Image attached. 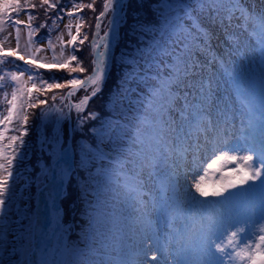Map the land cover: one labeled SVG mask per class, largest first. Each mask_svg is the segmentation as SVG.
I'll return each instance as SVG.
<instances>
[{
	"label": "snow or ice",
	"instance_id": "6c2138e0",
	"mask_svg": "<svg viewBox=\"0 0 264 264\" xmlns=\"http://www.w3.org/2000/svg\"><path fill=\"white\" fill-rule=\"evenodd\" d=\"M61 2L0 0V32H4L10 24L16 41L15 48L7 51H4L3 41H0V65L8 62L7 57L24 62V65L14 64L13 69L4 70L0 75V104L7 105L6 114L0 111V248L5 252H20L27 258L35 253L37 235L43 234L38 228L37 213L27 205L23 209L17 208V218L9 222L15 168L19 157L23 155L25 137L29 134V110L39 108L41 120L54 114L57 122L68 119L74 110L77 127L84 129L98 118L99 113L89 110L88 106L102 92L110 63L119 59L120 63L128 66L118 86L117 94L121 102L129 94L143 90L144 85L152 87V91L143 105V111H138L134 117L133 125H109L107 132L103 127L99 132L100 143L104 144V137L107 136V144L117 153L112 160L114 170L105 172L107 183L116 184L123 190L124 202L129 211L121 214V229L111 234L98 232V238H92L90 252L94 259H87L85 264H264V225L258 229L255 227L258 222L264 221V112L261 113L258 143L257 125L251 113L250 101L243 93L240 94L241 103L249 110L241 121V136L229 132L227 119L213 120L210 112L211 78L204 75L205 64L195 59L197 51H211L216 17L221 18V23L228 21L230 24L235 14L239 13V19L250 22L253 19L251 10L241 9L238 0H211L210 4L200 0L196 9L167 3L162 5L165 11L160 13V20L149 25L138 15V7H133L135 0H103L98 12L95 2L87 5L73 2L71 8L61 6ZM85 7L96 12L94 25H85L82 15ZM38 8L43 9L45 19L38 27H34L32 22L37 17L32 13ZM197 9L199 13L206 11L207 18L197 14ZM22 10L27 14L26 21L13 18ZM129 10L133 13L131 17L128 15ZM52 12L55 15H51ZM65 17L69 18V23L64 27L70 39L64 41L61 33L57 37L61 47L59 57L53 55L52 64L39 63L46 57L37 55L44 50L42 47L36 46L33 50V37L47 29L43 39L46 46L54 51L52 33L57 31ZM72 17L77 19L76 35L71 31ZM129 18L133 23L131 33L148 35L150 31L151 42H141L133 55L122 52L117 58L113 41L119 42L118 29L121 22L127 24ZM105 19L107 24L102 26L101 22ZM21 25L27 29V40L23 46ZM82 26L93 29V39L89 45L92 56L90 72L83 67V62L76 54L82 51L76 45H83L88 40L87 34L81 31ZM259 27L264 40V15L260 17ZM81 36L83 38H79ZM4 40H8V36ZM66 48L67 56L64 51ZM73 62L75 67H70ZM215 62V57L206 61L209 64ZM41 68L49 71L67 69L71 78L61 82L52 77V82H49L39 72ZM26 72L29 75L24 79ZM73 73H81L83 77ZM6 79L9 83H5ZM29 83L31 88L27 87ZM9 86L10 99L8 93L4 92V88ZM66 88L68 90L63 95L53 94L52 103L49 104V90ZM80 90L85 94L73 100L72 97ZM39 94H44L46 98L40 99ZM88 130L96 131L94 128ZM9 132L18 134L7 135ZM113 136L116 140H113ZM81 152L82 165L96 159L103 165L106 159V154L92 145L87 148L82 145ZM62 161L66 163L63 155L57 160V169L51 170L52 182L45 185L55 217L60 213L55 200L62 196L65 177L69 175V169L61 166ZM189 165L194 170L191 176L187 171ZM201 166L203 174L195 171ZM209 170L219 178L208 181L206 174ZM88 179L94 180L95 177L90 176ZM182 179L188 188H183ZM90 186L86 180L82 191L88 194ZM193 189L190 200L183 202L190 204V211L196 203H221L223 207L238 198L239 204L211 217H201L198 222L197 255L195 259L185 257L182 260L180 255L185 253L189 239L187 226L184 230L172 228L173 234L165 236L162 242L152 217L162 202L169 211L171 227L183 216L178 194ZM104 190H108L107 186ZM256 191L260 193L258 206L251 198ZM13 225L15 230H12ZM173 247L176 255L171 251ZM0 264L6 262L0 261ZM25 264H28L27 260ZM40 264L50 262L41 258Z\"/></svg>",
	"mask_w": 264,
	"mask_h": 264
},
{
	"label": "rangeland",
	"instance_id": "374dc122",
	"mask_svg": "<svg viewBox=\"0 0 264 264\" xmlns=\"http://www.w3.org/2000/svg\"><path fill=\"white\" fill-rule=\"evenodd\" d=\"M191 1V0H188ZM262 1V0H260ZM259 1V4L262 2ZM103 2V0H102ZM195 3H185V2H177L176 0H171L168 3H171L173 5H184L185 8L189 9H196L197 4L200 2V0H194ZM206 3H211V0H205ZM239 6L241 9H247L249 6L244 5L243 0H238ZM102 4V3H101ZM167 4L164 0L160 3L156 4V11H157V19L160 20V13L162 11H165V9L162 7V5ZM187 4V5H186ZM250 10L251 6H250ZM197 14L201 15L202 18H207V12L199 13V9H197ZM240 14L236 13L235 17L232 19L231 23L229 24L228 21H224L221 23V18L216 17L215 18V26L216 30L214 31V35L212 36L211 40V51L205 50V51H197L195 54V59L199 60L203 64H207L208 66L206 68H209L213 71V73L209 76L211 80L215 77L213 74L214 72H218V80L220 82V87L216 89H212L211 93V107L210 112L213 116V119L216 120L217 118L224 120L227 119L229 122V132L232 133L234 136H241V133L239 129L241 128V121L244 118L246 114L248 113V107H245L242 105V103L233 95V91L235 86L238 87V92L243 93L244 96L248 98V101H250V108L251 113L253 116H255L258 113L264 112V105H262V97H264L261 92L252 87L253 75H255L257 78H259V83H264V76L262 73V67L261 64L264 62V40H262V36L260 33V20L256 19L253 15L252 21H244L242 19H239ZM18 18L20 20L26 21V17L24 13H20L18 16L14 17ZM69 23V18L65 17V19L59 23L57 31H54L52 33V44L55 46L54 51L52 49H49L46 46L45 40H38L33 43V50L36 46L42 47L44 50L38 53L37 55L46 57V59L42 60L44 62L51 60V57L53 55H56L59 57L61 52V47L59 40L57 37L62 33L63 34V40L67 41L70 39L67 31L65 30L64 25ZM72 23V34L74 31L75 23H77V19L75 17L71 18ZM122 24V23H121ZM246 26L247 29H243L240 32V26ZM21 44L24 45V43L27 40V31L26 28L21 25ZM9 33H12L11 36H9ZM227 33H236V37L234 39H228L231 43L236 46H244L246 42L251 45L253 50H250V55L246 54V60H240L239 64L243 65L244 67L241 69L243 73L246 74L249 80H240L237 78H234L233 74L231 75V69L235 67V64L237 63V60L233 63L231 61H228V56H225V51L222 49L220 45L221 42L227 41L226 34ZM14 32L11 25H7L6 30L4 32H0V41H3L2 47L4 51H7L10 48H13L16 45V41L14 38ZM102 35V34H101ZM8 36V40H4V37ZM251 43H250V42ZM65 56L68 55L67 48L64 50ZM247 51V50H245ZM212 57H215L216 62L213 64L206 63V61L210 60ZM257 61H259V65L257 64ZM22 64H24L23 61H20ZM222 63V68L220 67L219 63ZM241 62V63H240ZM13 69V66L10 67L8 65H1V72L0 75L3 74L4 70H11ZM24 79H27V76L24 77ZM5 83H9L7 79L5 80ZM151 84V82H149ZM29 87V84L27 85ZM135 87V85H133ZM143 90H137L135 94H129L126 98L125 104H129L130 107H128L126 111L125 117L127 118V125L131 126L135 123L134 121V112L143 111V105L147 103L149 99V93L152 91V87L148 85L142 86ZM4 92L8 93V98H11V87H5ZM0 96H2V93H0ZM6 103L0 104V111H3L6 114ZM253 108H257L255 113H253ZM133 111V112H132ZM137 114V113H136ZM233 115L235 120L228 119L229 116ZM258 121L261 122V115L258 117ZM121 122V121H120ZM122 123V122H121ZM119 122H110L107 123V125H125L121 124ZM107 126V127H108ZM260 126V125H259ZM106 132L109 130L104 129ZM119 131V129H117ZM257 131H259V127H257ZM229 139H232V136L228 137ZM105 143L102 146L101 151L106 154V159L101 165L100 160L98 159L97 169L95 170V179L89 180L88 178L92 176L90 173H92L91 169L87 168V181L91 185L87 189V193L82 191V188L85 184L81 181L80 178L77 177L76 184L81 185V189L79 190V199L82 201L86 214H82L79 216L80 219L86 218L88 219L89 224L84 225L82 221L76 222V217L72 216V212L64 213L61 217V211L59 213L58 217H55L54 215L50 219V226H46V229H44V225L46 221L49 218V214L53 211L52 208V202L49 200V203H47L49 212L47 215V211L45 210L44 206L46 204L44 202H47V195H46V189L43 188L38 196L40 195L41 201L38 203V207L36 208L35 212L37 213V218L39 220L38 228L42 230L44 235H37L36 237V248L34 255H31L27 258L28 264H40L41 258H43L45 261L50 262V264H85L87 259H94V257L91 256L90 248L92 247V238L97 237L98 232H104L107 234H111L113 231H116L118 228V225H120V217L122 213H126L127 210L125 207L124 202V193L121 188H119L116 184L108 185L107 183V176L105 172H111L114 170L115 166L112 164V160L116 158L117 153L115 151L111 150V145L107 144V136L104 137ZM113 140H116V137L113 136ZM242 141V137H241ZM259 139L257 137V143ZM235 142V141H233ZM119 143V142H118ZM64 147V146H63ZM107 151H112L113 153H109ZM210 154V153H209ZM64 160L61 162L62 167H66L69 169V175H68V183L69 187H74L75 181L72 179L73 177L76 178V168L74 165V157H72V153H64ZM206 159V157H205ZM234 166V165H229ZM53 169H57V164L54 166ZM187 171L189 172V175L191 176L193 174V169L191 165H189ZM199 174H203V166L201 168L195 170ZM183 176V173H182ZM218 175H214L211 170L206 174V179L208 181H211L213 179H218ZM25 180V179H24ZM52 182V181H51ZM59 183V180L56 181ZM181 184L183 188H188V184L181 180ZM20 185H24V182L18 183V188H20ZM107 186L108 190L105 191V187ZM95 190V191H93ZM23 192L25 193V189H23ZM194 192V189L191 192H188V194ZM184 191H181L179 194H184ZM260 193L259 191H256L252 194L251 198L254 199L255 202H259L260 196H258ZM171 195V193H170ZM203 199V198H201ZM190 198L187 200L189 201ZM163 204V203H162ZM239 204V199L235 198L231 204H224L222 207L221 203H208V205L211 207L210 210L206 211V215L204 218L211 217L213 214L219 212V211H225L231 207H235ZM161 204L158 206L157 212L153 215V220L155 222V225L158 229V232L161 237V241L163 242L165 236L172 235V228H180L181 230H184L185 227L189 229V239L186 246L185 253H182L180 255V258L183 260L185 257L190 259H195L197 253H194L193 249L199 247V240L198 236H196V232L192 231V229L196 230L199 227V224H195L193 226L194 221H190V219H186L184 217L178 218L174 224L168 225L164 224V218L169 216L165 214L163 216L162 211L160 210ZM185 207L189 208V203H184ZM258 206V205H257ZM73 207V206H71ZM70 207V208H71ZM75 207H81L79 204ZM102 213H106L107 215H103ZM259 213L257 212V216ZM60 220V224H59ZM188 221L191 222L187 223ZM56 225H59V229L56 228ZM264 225V221L258 222L255 226L257 229ZM191 226H193L191 228ZM56 228V230H55ZM171 229L170 232L167 230ZM197 228V229H196ZM55 230V231H54ZM251 232V230H249ZM198 232V231H197ZM73 234V240L72 242H66L65 238L66 235H72ZM46 235L47 240L44 239V236ZM87 237V238H86ZM254 239V237H253ZM247 243V239L244 241ZM173 249V250H172ZM172 253L173 255H176V250L173 247ZM71 250H73L71 252ZM70 251V252H69ZM67 256L71 258V262H66ZM171 259V257H169ZM163 259V256L161 257ZM25 264V262H24Z\"/></svg>",
	"mask_w": 264,
	"mask_h": 264
},
{
	"label": "trees",
	"instance_id": "16d2710c",
	"mask_svg": "<svg viewBox=\"0 0 264 264\" xmlns=\"http://www.w3.org/2000/svg\"><path fill=\"white\" fill-rule=\"evenodd\" d=\"M163 0H135L133 7H138V15L142 18L144 22H147L149 25H152L158 21L157 19V11L156 4L160 3ZM165 2H170L171 0H164ZM177 2H183V0H176ZM188 3L192 4L194 0L188 1ZM33 3H38L39 0H32ZM68 2L75 3H83L87 5L88 3L95 2L96 12H98L101 8L102 0H62L61 6H65ZM25 12V11H21ZM96 12H93L86 7L83 10V19L85 25H94L96 23L94 17ZM26 14V12H25ZM33 16L37 17L33 20L32 25L34 27H38L41 21L45 19V14L43 9L38 8L35 12L32 13ZM51 15H55V12H52ZM129 17L133 15L132 11L128 12ZM15 16V15H14ZM14 18V17H13ZM27 18V14H26ZM106 25V19L103 20ZM49 26L51 27V20L48 21ZM133 26L132 20L129 18L127 24L122 21L120 30H119V42L115 43L113 47L115 57L119 58L121 53H125L126 55H133L135 48L143 42L144 44L150 43L151 32L149 31L148 35H141L139 33L132 34L131 27ZM103 28V27H102ZM101 28V29H102ZM82 33L87 34L88 40L85 41L83 45L77 44L76 47L82 48V51L76 53L79 59L83 62V67L90 72L91 70V60L92 56L90 54V42L92 40V31L91 27L82 26ZM47 29H43L37 36L33 37V40L40 39L44 37ZM76 32V31H75ZM76 35V34H75ZM131 37V39H129ZM79 38H83L82 36ZM23 46V44H21ZM15 48V47H14ZM23 54V53H21ZM7 63L10 67H14L15 65H24L18 59L13 57H7ZM27 59V57H26ZM39 63L52 64L54 61L51 59L49 61H38ZM70 67H75V63L73 62ZM128 70V66L120 63L119 59L115 60V62L110 63L109 65V74L106 77V81L103 87V90L100 94H98L89 104V110H94L99 113L98 118L90 122L88 126L84 129H80L76 125V113L73 110L71 114V122L70 129L72 135V148L74 152V165L76 168V173L78 178L84 183L88 177L87 168H94L98 164V159L87 162L85 164H81V159L83 153L81 152V146L84 145L87 148L88 145H92L93 148L101 149L100 143V135L99 132L101 128L107 129V123L111 122V119H115L117 115H124L127 107L125 102L120 101V97L118 96V86L121 82V76ZM39 72L43 75L45 80L52 82V77L63 82L64 80L70 79L71 76L68 75V70H59L52 69L51 71L41 68ZM29 75V73H28ZM75 76L83 77L81 73H73ZM39 84V81L36 82ZM32 87L30 83V88ZM68 89L62 90H49L47 93V99L49 104L52 103L51 96L55 94L56 96L63 95ZM85 93L83 90L77 91L75 95L72 97L73 100H78ZM34 95H36L34 93ZM40 99H45L44 94H39ZM126 100V98L124 99ZM35 102V101H33ZM57 106H59V100L56 101ZM68 128L66 119L56 121L55 115L50 116L48 119L41 120L39 108L35 110H29V121H28V129L29 134L25 137L26 144L23 148V155L19 157L17 166L15 168V176H14V184L13 191L14 196L11 201V212L9 214V222L16 219V210L17 208L23 209L25 205L31 208L33 211L35 210L36 200H37V192L38 189L46 183L50 175L51 164L54 159L58 156L60 148L62 145H65L68 139ZM89 128H94L96 131H89ZM18 133L9 132L7 135H16ZM7 143V140H5ZM95 170H92L90 173L92 176L97 174ZM27 176V180L25 185L22 188L17 189L18 183ZM46 176L48 178H46ZM75 183L73 187L68 189V193L62 199L61 205L64 210V213L72 212V216H75L76 222L82 221L84 223V218L80 219L79 216L83 213L86 214L85 207L82 201L79 199V190L81 189V185L76 184L77 178H72ZM23 188L26 189V194L23 195ZM79 204L81 207H75ZM73 206V207H71ZM71 207V208H70ZM12 230H15V226L13 225ZM74 239V238H72ZM71 240L69 236L68 242ZM72 242V240H71ZM9 246L11 247V242H9ZM73 250H71L72 252ZM27 258H25L20 252L12 253L11 251L5 252L3 248H0V261L6 262V264H24ZM66 262H71V258L69 256L66 259ZM67 264V263H66Z\"/></svg>",
	"mask_w": 264,
	"mask_h": 264
},
{
	"label": "bare ground",
	"instance_id": "6f19581e",
	"mask_svg": "<svg viewBox=\"0 0 264 264\" xmlns=\"http://www.w3.org/2000/svg\"><path fill=\"white\" fill-rule=\"evenodd\" d=\"M243 1H244V5L245 6H249V8L247 7V9H250V6H251V9H252L251 14L256 19H259L260 20V17L262 15H264V0H262V1H260V0H243ZM259 1L262 2V3L259 4ZM240 27L241 28H240V32L239 33H241V31L243 29H245V30L247 29V27L244 26V25L243 26H240ZM216 29L217 28L214 25L213 32ZM235 37H236V33H227L226 34L227 41L221 42L219 46H221L222 49L225 51V54L224 55L225 56H228V61H231V62L234 63L237 60V63L235 64V67L233 69H231V75L233 74L234 78H237V79H240V80H242V79L243 80L244 79L245 80H249L248 77L246 76V74L241 71V69L244 66L243 65H240L239 64V61L240 60L245 61L246 60V57H247L246 54L250 55V50H253V49H252L251 45H249L248 42H246L244 46L238 47V46H236L237 44L234 45L233 43H231L228 40V39H234ZM245 50H247V51H245ZM219 64H220V67H221L222 66V63L220 62ZM257 64L259 65V61H257ZM207 66L208 65L205 64V72H204V75L209 76V75H211L213 73V71L210 70L209 68H206ZM261 67H262V73H263V76H264V62L261 64ZM218 72L215 71L214 74H213L215 77L211 80V82H212V89L219 88L220 85H221L220 82H219V80H218ZM253 80L254 81L252 82V87L258 89L261 92V94L264 96V83L260 84L259 83V78H257L255 75H253ZM237 90H238V87L235 86L234 91H233V95H235V97L237 98L236 100L240 101V99H239V92ZM256 110H257V108H253V113H255ZM212 118H213V116H212ZM228 119L235 120L236 118H234V116L231 115V116L228 117ZM260 123L261 122H259V125H260ZM256 135H257V137L259 139V131L256 132ZM190 196H191V194L190 193L188 194L186 192L184 194H178V200L182 202L181 203V208L183 210V216L182 217H187V218L190 219V221H194V223H193V226H194L195 224H198V222L201 219V217H204L206 215V211L207 210H210L211 207L208 204L201 205L200 203H196L194 209H192V211H190L189 210L190 207L189 208L185 207V205L183 203L184 201H187L190 198ZM258 196H260V194ZM121 197H124V196H121ZM256 204L259 205V202H256ZM123 207H125V209L127 210V212L129 211V209L126 207V204ZM165 210H166L167 215H169L168 209L166 208ZM127 212L125 214H127ZM190 221H188L187 223H190L191 224ZM164 224H167V227H168V225H169V218H167V217L164 218ZM193 226H191V228ZM122 227H123V225L120 224V225H118V228L116 230L121 229ZM167 231L170 232L171 229L169 228V230H167ZM192 231H195L196 232V236H197L198 229H197V231L194 230V229H192ZM197 249L198 248L193 249L194 253H197ZM188 259H190V258H188Z\"/></svg>",
	"mask_w": 264,
	"mask_h": 264
},
{
	"label": "water",
	"instance_id": "95a60500",
	"mask_svg": "<svg viewBox=\"0 0 264 264\" xmlns=\"http://www.w3.org/2000/svg\"><path fill=\"white\" fill-rule=\"evenodd\" d=\"M68 120H69V118H68Z\"/></svg>",
	"mask_w": 264,
	"mask_h": 264
}]
</instances>
